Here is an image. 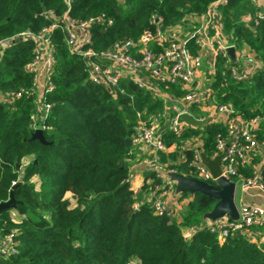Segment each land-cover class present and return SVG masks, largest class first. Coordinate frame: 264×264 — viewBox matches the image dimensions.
Listing matches in <instances>:
<instances>
[{
    "label": "trees",
    "instance_id": "1",
    "mask_svg": "<svg viewBox=\"0 0 264 264\" xmlns=\"http://www.w3.org/2000/svg\"><path fill=\"white\" fill-rule=\"evenodd\" d=\"M214 1L73 0L67 9L64 0H0V41L10 43L0 55V94L31 88L33 75L27 68L34 57V43L21 34L52 24L54 17L45 12L53 11L57 17L65 13L77 22L104 14L112 23H94L88 44L101 52L117 41L138 40L152 29L153 14L170 28L187 23L189 16L205 14ZM219 7L224 29L236 44L247 43L263 66L251 80L238 81L219 57L212 87L220 103L250 118L264 112V18L256 25L245 21V16L257 11L252 0H227ZM65 35L61 27L51 33L56 56L51 78L56 88L45 95L44 102L51 107L41 117L48 127L44 131L48 143L30 140L32 114L38 107L35 93L0 102V202L10 198L13 182L20 181L13 191L16 206L0 212V234L14 232L17 252L0 257V264H130L132 260L139 264H264V246L243 233L230 234L220 242L208 226H202L190 238L184 236L183 227L203 222L216 199L191 194L178 222L166 214L155 215L151 202L131 188L130 159L139 153L126 140L140 119L149 121L152 113L162 110V101L131 79H122L111 89L92 83L86 62L80 54L69 52ZM189 46L198 52L199 46L192 42ZM161 89L178 96L185 92L165 84ZM226 134L225 125L217 120L189 126L180 135L168 131L162 136L164 144L176 143L177 149L160 152L162 161L178 160L191 137L198 138L203 153L212 157L218 137ZM184 152L185 160L174 166L189 175L196 149ZM27 157L32 159L23 165ZM259 159L256 156L253 162ZM243 172L249 175L251 170ZM160 183L149 170L142 191ZM189 194L182 192L183 197Z\"/></svg>",
    "mask_w": 264,
    "mask_h": 264
},
{
    "label": "built area",
    "instance_id": "2",
    "mask_svg": "<svg viewBox=\"0 0 264 264\" xmlns=\"http://www.w3.org/2000/svg\"><path fill=\"white\" fill-rule=\"evenodd\" d=\"M64 1L69 9L73 0ZM226 3L227 0H216L211 3L206 12V20L182 41L169 36L168 28L163 24V18L153 14L152 29H146L138 40L117 41L101 52L94 51L88 47V44L91 42V26L94 23L100 20L108 25L112 23V20L107 19L104 14L77 22L65 13L57 17L53 11L45 12L54 17L52 24L38 32L27 30L21 34L34 43V57L27 68L33 75L32 86L28 90L6 93L2 98L7 103H11L24 94L35 93L38 97V107L32 114L33 132L37 130L44 132L48 129L41 117H46L51 107L44 102L45 95L56 88L51 78L56 62L51 33L61 27L66 31L65 39L69 52L83 57L92 83L111 89L116 87L120 80L131 79L139 88L150 91L154 97L162 101V110L152 113L149 121L140 119L131 137L133 144H143L154 151L153 156L144 159V163L161 180V183L152 189L154 197L150 202L153 213L158 216L166 214L180 222L181 213L178 216L176 208L168 201V195L175 191L176 195L183 199L182 193L176 191L171 174L179 173L174 165L185 160L184 150L187 148H194L196 152L189 175H183L216 185V178L203 162L204 153L198 138L191 137L183 145L176 161L164 162L160 154V152L170 153L171 149L176 147V143L166 147L162 138L166 132L172 131L180 135L184 129L192 126L179 123L180 115L187 113L196 119H205L210 112V117H218V121L222 122L227 130L225 137H218L217 153L210 158L224 154L220 164L221 176L236 184L239 218L229 220L228 217H224L216 221L204 219L197 227H183V234L190 238L197 228L208 226L220 242H223L230 234L243 233L248 239L261 245L264 242V206L249 202L238 204L237 190L238 187L244 190L257 189L264 194V162H253L257 154L264 159V139H259L256 134L258 126L264 123V112L245 118L230 104L220 103L217 92L212 87L218 71L219 57L224 59L230 76L238 81L251 80L260 68L259 60L247 43L236 44L233 38L231 41L222 38L223 18L219 5ZM252 3L257 11L253 16L248 14L244 19L250 23L253 21L251 24L256 25L259 19L264 18V0H252ZM189 42L206 49L210 58V69L207 73L202 71L201 54L192 51ZM9 45L7 40L0 41V55ZM231 47L235 49V59H232L228 53ZM162 84L177 86L185 92L178 96L175 92L163 91ZM223 85L227 86L226 80ZM213 111L214 115L211 114ZM138 117H143V114L138 112ZM247 168L251 170L249 175L243 172ZM133 177L134 173L130 172L129 179ZM18 182L14 181L13 185ZM190 198L191 195L188 201ZM138 206L136 202L135 209ZM16 252L14 232L7 235L0 234V257L8 258ZM130 264L139 263L132 260Z\"/></svg>",
    "mask_w": 264,
    "mask_h": 264
},
{
    "label": "water",
    "instance_id": "3",
    "mask_svg": "<svg viewBox=\"0 0 264 264\" xmlns=\"http://www.w3.org/2000/svg\"><path fill=\"white\" fill-rule=\"evenodd\" d=\"M253 23V21H251ZM228 53L232 59H235V49L233 47L228 49ZM212 121V117L205 119H196L191 115L185 113L178 117L179 123H186L195 127H202L208 122ZM40 140L42 143H48L45 139L44 132L37 130L32 133L30 140ZM131 143V138L126 140V144ZM223 153L216 155L214 158L203 154L202 159L210 170L212 176L216 178V185L202 181L195 177L185 176L181 173L171 174V178L175 181L177 192H188L191 194L201 193L216 199V203L211 211L205 214V219L216 221L224 217H228L229 220H237L239 218V212L236 205V184L233 181L221 176V159ZM15 184L10 190V198L7 201L0 202V212L6 209H10L16 206L17 200L14 198V189L19 184Z\"/></svg>",
    "mask_w": 264,
    "mask_h": 264
},
{
    "label": "crops",
    "instance_id": "4",
    "mask_svg": "<svg viewBox=\"0 0 264 264\" xmlns=\"http://www.w3.org/2000/svg\"><path fill=\"white\" fill-rule=\"evenodd\" d=\"M206 20V13L199 15V16H189V20L187 21V23H183L180 22L177 25L168 28V35L172 36L178 40H183L184 38H188V36L195 30L197 29L202 22H204ZM221 35L222 38L224 40H232V35L230 32L226 31L224 29V25L221 26ZM198 52L201 54L202 59L204 57H207L206 62L208 61V67L206 68V70L204 69V65H202V71H204V73H207L210 69V58L209 55H207V51L204 48H199ZM257 60H259V58L256 56ZM258 65H259V69H261V67L263 66V63L260 62V60L258 61ZM0 96L2 97V95L0 94ZM214 111L211 113L214 115ZM208 117H210V112H208ZM207 118V117H206ZM212 120H217L218 121V117H212ZM256 134L258 135V138L260 136H263L262 139H264V123H262L260 126H258V129H256ZM260 139V138H259ZM134 147L137 149L139 156L136 157L134 160H137L138 163L134 165V169L131 170L132 173H134V177L130 180L131 181V188L136 192V193H142V199L146 200V201H152L153 197H154V193L152 192V189H147L142 191V186L145 183V174L146 172H149V166L146 165L144 163V159L153 156V149H151V147H148L146 145L140 144V145H135ZM177 149V145L176 147L172 148L171 150L174 151ZM171 151V152H172ZM256 156H258L260 159L258 161V163L261 161L264 162V159L262 158L261 155L257 154ZM255 156V157H256ZM254 157V158H255ZM253 158V159H254ZM133 160V159H130ZM256 163V162H254ZM152 181L151 178H148L146 180L147 184H150ZM191 194H189L186 197H183V199L181 200L180 197H178L176 195V192L172 191L169 193L168 195V201H170L172 203V205L174 206V208H176L177 212H178V216H180V213H182L187 205V201L188 198L190 197ZM239 200V203L242 202H249V203H255V204H260L264 206V194L258 192L257 189H248V190H244L241 188V196L238 199L237 196V201Z\"/></svg>",
    "mask_w": 264,
    "mask_h": 264
},
{
    "label": "rangeland",
    "instance_id": "5",
    "mask_svg": "<svg viewBox=\"0 0 264 264\" xmlns=\"http://www.w3.org/2000/svg\"><path fill=\"white\" fill-rule=\"evenodd\" d=\"M206 59H207V57H204L203 58V65H204V69L206 70V68L208 67V61L206 62ZM5 99L4 98H2L1 96H0V102H6V101H4ZM37 118V117H36ZM38 120H39V118H37ZM32 159V157H27V158H25L23 161H22V164L23 165H25V164H27L30 160ZM131 164V170L132 169H134V165L135 164H137L138 163V161L137 160H132L131 162H130ZM37 179V178H36ZM191 194V193H190ZM237 196H238V199L240 198V196H241V188L240 187H238V190H237ZM66 197L67 198H69L70 199V201H72V204H74L75 203V201H74V199L71 197V195L70 194H67L66 195ZM237 203L239 204V200L237 201ZM209 220V219H208ZM180 222L182 221V217H180V220H179ZM263 243L264 242H262V244L261 245H263Z\"/></svg>",
    "mask_w": 264,
    "mask_h": 264
}]
</instances>
